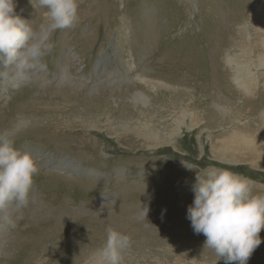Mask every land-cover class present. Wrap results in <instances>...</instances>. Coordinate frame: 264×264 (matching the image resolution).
<instances>
[{"label":"rangeland","instance_id":"rangeland-1","mask_svg":"<svg viewBox=\"0 0 264 264\" xmlns=\"http://www.w3.org/2000/svg\"><path fill=\"white\" fill-rule=\"evenodd\" d=\"M89 2L79 0L80 19L75 28L53 31L44 15L46 9L38 6V0H14L15 15L28 21L36 32L37 40L44 44L50 42L54 46L51 53L38 59V65H41L44 73L40 75L36 70H31L32 78L39 84L30 85V90L40 95L35 103L47 101L50 95L58 94L60 73L63 69L71 68L73 73L69 70L65 74L70 83L68 89L73 91L65 92L66 97L56 96L51 104L61 102L68 109L67 112L71 111L74 115L78 112L76 116H82L83 120H77L83 123L85 132L82 127L77 128L75 131L82 133L77 139L72 138L68 130L59 129L56 132L54 127L59 126L55 123L61 122L55 116L34 108L30 110L29 107L21 111L17 109V115L25 119L21 121L24 122L22 124L18 123V116H15L16 123L13 126L8 121L12 116L0 117V131H11L15 147L21 152L31 153L38 164L39 172L34 176L31 191L34 197L31 200L42 215L37 218L40 225L21 217L14 229L0 235V263L73 264V260L68 257L73 259L75 250H83L81 252L86 255L91 249L96 254L106 241L109 226L118 230L128 225L129 228L131 226L132 234H140V238H135V241L131 239L130 249L123 253V264H225L213 250L205 249V236L196 234L187 218V209L194 200L192 185L196 173L187 170L183 162L200 167L213 164L229 167L254 181V193L264 194V133L255 127L256 124L247 125L249 119L234 117L229 108L214 100L209 101L206 111L203 107L194 108L191 102H178L175 108L161 106L151 113L140 110L126 95V81L129 71L135 70V75L129 77L137 85L129 89L132 91L130 95L136 89H142L148 95L159 92L171 100L175 94L184 93L181 83L171 79L176 77L172 70L186 78H198L200 55L197 53L200 50L194 48L199 40L203 46L211 36L218 37V42L219 37L223 36V43L217 45H228L226 49L233 38L240 36L241 45L231 48L234 61L242 66H250V58L257 52L254 46L246 45L245 40L256 36L259 33L257 28L264 27L252 17L255 9L264 1ZM162 36L169 40L157 43L156 40ZM182 53L185 56H179ZM102 54H108V58L103 59ZM150 56L156 61L161 60L154 67L146 68V74L137 72L138 65ZM99 62L103 69L96 72ZM159 74H165L164 78L168 79H161L163 76ZM2 81L0 79L1 84ZM124 86L126 98L119 101L118 95L124 92H120V88ZM234 87L237 93L245 97L244 90ZM220 88L222 92L223 88L219 85ZM234 91L229 90L227 95H231V98ZM103 92L107 93V106L99 100ZM2 104L7 107L6 103ZM103 106L107 107V115L94 114L88 117L92 111ZM110 108L115 110L111 112L112 115L108 110ZM125 112L133 117L126 118L123 116ZM184 112L192 114L190 121L187 118L184 120ZM260 116L264 124V110ZM217 119H220L219 124L216 123ZM145 124H151L153 130L165 134L182 127V136L174 144L160 141L158 146L153 147L147 140L152 132L144 129ZM194 127L196 129L191 131ZM85 134L94 138L86 145L87 150L81 148L78 142V139L81 141L82 137H87ZM131 138L132 142L129 140ZM246 139L252 140L254 144H248ZM131 143V151H126L125 144ZM39 187L42 190H38ZM117 205L133 214L131 220L124 218L123 221V217L116 220L115 213L119 211ZM145 208L148 209L147 215L144 214ZM25 209L19 212L22 214ZM110 210L116 211L111 213ZM54 223H59L61 227ZM123 223H126L124 227ZM23 224L31 226L26 228ZM28 229L33 232L23 238L19 232L24 233ZM11 236H20L22 241L13 244L10 240L8 243ZM42 236L52 237L47 244L50 248L65 241L64 253L54 250L56 257L45 262L41 258L44 253L38 244ZM260 237L262 242L252 253L248 264H264V229ZM138 244H142L141 250L137 249ZM32 254L41 259L29 263L26 259H31ZM95 261L90 258L83 264H95Z\"/></svg>","mask_w":264,"mask_h":264},{"label":"clouds","instance_id":"clouds-1","mask_svg":"<svg viewBox=\"0 0 264 264\" xmlns=\"http://www.w3.org/2000/svg\"><path fill=\"white\" fill-rule=\"evenodd\" d=\"M38 4L46 9L53 31L73 29L79 22V0H38ZM53 47L37 40L28 21L15 15L14 0H0V79L28 81L34 63ZM183 164L196 173L187 218L194 232L205 236V249L213 250L225 264H248L262 242L264 194L254 193V181L229 167ZM38 172L33 155L15 147L14 134L0 131V230L17 226L21 217L14 213L28 206ZM106 231L95 264H123L131 237L111 226Z\"/></svg>","mask_w":264,"mask_h":264},{"label":"bare ground","instance_id":"bare-ground-1","mask_svg":"<svg viewBox=\"0 0 264 264\" xmlns=\"http://www.w3.org/2000/svg\"><path fill=\"white\" fill-rule=\"evenodd\" d=\"M89 3H91V0H90ZM209 3H210V0H209ZM252 4H253V2H252ZM218 12H220V11L218 10ZM209 17H210V15H209ZM252 17H254L255 20H257V21L261 22L262 24H264V2H263V4L259 8H256L255 9V11L252 13ZM209 28H208V30H209ZM257 29H258L259 33L256 36L249 37V38H247L245 40L246 45H248V46H254V50L257 52L256 54H254V56H252L253 58H250V61L252 62L250 66L247 65V64H244V66H242L241 64H238L236 61H234V57H233L231 48L237 47L238 45L239 46L241 45L242 38H240V36H236L235 38H233V41H232V43H230L229 48L226 49L228 45L220 46V44L223 43V38H224L223 36L219 37V42H218V39H217L218 37L216 38V37H212L210 35L211 36V38H209L210 40L207 39L204 42L203 46L200 44L201 40H199V42L196 43V46L194 48L196 50V47H197V49L200 50L199 52H198V50L196 51V53L198 52L197 55H200V57H199L200 64L197 63V66L200 65V73L198 74V76H199L198 78L197 77L186 78L185 76L179 75L178 72H176L175 70H172V71H174V75L176 77L175 78H171V79L174 80V81H176V83H181V86H183L184 93H181L180 95H176L175 94L171 98V100L166 99L159 92L154 93V94L151 93V95H148V94L145 93V91H142V89H139V90L136 89L135 92L133 91L134 94L133 95H130L131 94L130 92H132V91H130L129 89L131 87L134 88V86L137 85L129 77L131 74H134L135 75V73H134L135 70H130L129 71L130 73L128 74V79L126 81V86H128V89H126V93L127 94L125 93V87L126 86L121 87L120 88V92L123 91V90H124V92H122L120 95H118L119 96V101H123L126 98V95H127V97L130 98L131 103L136 108H137V105H138L139 108H140V110H144L146 112L151 113V112L157 111L161 106H166V107H169V108H175V106H176V104H178V102H181L183 104L184 103L191 102V104H192V106L194 108L201 109L203 107L204 108V111H206L208 109L209 104H210L209 101L210 100H214L215 102H220L225 107L229 108V111H230L231 115H234V117H238V118L241 117L243 119H249V122L247 123V125L253 126V124H256L255 127L258 130H260L261 132L264 133V124L261 121L262 118L260 116V112L262 110H264V27L257 28ZM213 32H214V30H213ZM189 38H191V37H188V39ZM165 40H169V39H167V37H163V38H158L156 41H157V43L160 44V43H163V41H165ZM150 42L152 44L153 43V39H151ZM217 43H220V44L217 45ZM224 43H226V40H225ZM155 44H156V42H155ZM158 47H159V45H157V49H158ZM170 53H173L174 54V52H170ZM102 55H103V57H102L103 59L104 58H108V54H102ZM179 56H185V54L182 53ZM162 59H165V58H162ZM160 60L161 59H159L158 61H156V59H154L152 56H150V58L149 59H146L144 63H141V64L138 65V68L136 69V71L139 72L140 74H146L145 73L146 68H150L151 66L154 67V64L158 63ZM223 61H224V64H223ZM71 63L72 62H70V64ZM224 65H225V67H227L226 69H225ZM32 69L34 71L36 70V72L40 73V75H42L44 73L43 72V68H41V65H38V60L34 63V67ZM102 69H103V65L101 64V62H99L97 64V66H96V72H99ZM69 70H70V72L72 71L71 68L68 69V70L67 69H63L61 71V73H60V81L58 82V88H57L58 89V94L50 95V98H48L47 101H44V102L41 101V102H39L40 104L39 103H35L36 99L40 95L37 96L38 94L36 93L35 90H30V89H32V88H30L31 87L30 85H32V84L39 85V84H37V81H35V79H33L34 77L32 78L31 74H30V79L28 81H20V80H12V79L2 81V84L0 83L2 85V87H3L2 88L1 85H0V88H2V90H0V117H6V116L7 117H10V116H12V118H10V120H8V121L10 123V126H13L14 123H16V118H18V123H21V121H23V119H24L23 116H18L17 115L18 114L17 113V109L18 108H19L20 111L21 110H24V108H27V107H29L30 110L32 108H34L35 110H42L41 113L48 112L49 115L55 116V118L57 120H59V122H61V124L55 123L56 125L59 126V128H55L53 126L54 129H56V132H59L60 131L59 129H61V130H68L67 133H69V135L72 138H76L77 139L78 138L77 136H79V134H82V133H78L77 131H75L77 128L82 127L83 132H85V130H84L85 127H84L83 123L80 120H77V119L83 120L82 119V116H76L78 114V112H76V115H74L73 112L71 113V111L70 112H67L68 109H66V106H64L63 104H60L61 102L60 103H53V104H51V102H53L54 100H56V96L59 95L60 97H63L66 94L65 92H67L68 90H70V92L73 91V89H68L70 83H69V81L67 79V76L65 74V73H68ZM71 73H73V72H71ZM165 74H159V75H162L163 76V78H161V79H163V80H167L168 79L167 77L164 78ZM154 76H157V75H154ZM71 77H70V79H71ZM14 85H18V87L14 88L13 87ZM219 85L223 88L222 92H220L221 91V88L219 89ZM234 85L237 86V87H239L240 89L244 90L245 97H243L240 93H237V90L235 89ZM140 86L143 87L142 85H139V87ZM233 89L235 91L233 92L232 97L230 98L229 96H231V95L228 96L227 93H228L229 90H233ZM75 90L77 91V89H75ZM71 94L73 95V93H71ZM106 94L107 93H104L103 92L102 96L99 98V100H101L103 103H105L107 101V98L105 97ZM205 94H207V95H205ZM166 97H167V95H166ZM25 98H27L26 101L24 100ZM29 99L31 100V102H30ZM234 101H237L236 104L233 103ZM3 102L7 104V107H4L3 106V104H2ZM104 105H106V103ZM40 106H42V107L40 108ZM106 108L107 107L103 106V107L99 108L96 111H92V113H90L88 117L93 116L94 114H96V115H98V114L107 115L108 112H107V109ZM119 109L120 108H118V110ZM108 110H109L110 113L113 112V111H115L113 108H110ZM126 111H128V109H126ZM65 112L67 114H64ZM125 113L123 114V116H125L126 118H132L133 117V115L128 114V113L125 114ZM111 115H112V113H111ZM15 116H18V117L15 118ZM184 116H185L184 117V120H185V118H187L188 121H190V119L192 117V114L187 113V112H184ZM37 117H39V116H37ZM219 120L220 119H217L216 120V123L217 124H219ZM46 121H48V120H46ZM22 123H24V122H22ZM91 124H92V122H91ZM86 127L88 128V126H86ZM144 129L147 132L148 131H151L152 132L151 133V136L148 137L147 140H148L149 144H152L153 145V147L158 146V143H160V141H164V142L166 141L169 144H174L175 141L182 136V127L174 128L173 129L174 131L172 130L173 132H170V133H167V134L162 133L161 131H158V130H153L151 124H147V125L145 124L144 125ZM193 129H196V128L195 127L194 128H191V131ZM63 134H64V131H63ZM86 136L87 137H85V138L82 137L81 141L78 139V142L81 143L80 144L81 145V148L87 150L88 147L86 145H89V142L90 141L92 142V140L94 138L93 137H90L89 135H86ZM129 140H131V142H132V138L129 139ZM246 142L248 144H250V145L254 144V142L252 140H250V139H246ZM125 145H126V149L125 150L126 151H131V149L133 147L132 146L133 144L131 143V144H125ZM93 149H94V147H93ZM46 156H48V155H46ZM38 190H42L41 187H39ZM33 197L34 196L30 193L29 202L31 203V205H28L26 207L24 213L21 214L20 213L21 210H20V212L17 213V215H19L20 217H23L24 220L25 219H29L30 222H33L36 225V224H39L38 219L42 215L40 214L41 211L40 210H37L38 207H36V204L34 203V201L31 200V199H33ZM116 208H119V211H117V213H115V215L117 216V219L116 220H118L120 217H123L121 220H123L124 218L125 219L128 218L129 220H131V217L133 215L132 213H130L129 211L123 210L122 207L121 206H118V205L116 206ZM114 209H115V207H114ZM114 211H116V210H110L111 213H113ZM63 216H64V214H63ZM42 219H43V217H42ZM47 220H48V217H47ZM18 221L20 222V219ZM48 221H50V220H48ZM58 224H55V225L58 226ZM125 224L126 223H123L122 224L123 227H124ZM20 225L22 226V224H20ZM129 225H131V224L129 223ZM28 226H31V225H29V224H27V225L23 224V227H26L27 228ZM59 226L61 227L60 224H59ZM127 226H125L124 228L118 229V231H120V232H122L124 234L129 235L131 237V239H133V241H135V238L139 237L140 234L138 236L133 235L132 232H131V229H130L131 226H130V228H129V226L128 227ZM43 228H46V227H43ZM6 231L8 232L9 230H0V235L7 233ZM32 232H33L32 230L28 229L24 233L23 232H19V233H21V236L24 238V237H26V234H29V233H32ZM47 233H46V235H47ZM13 235H15V234H13ZM50 235H51V233H50ZM42 237L43 238H41L38 241V244L40 245V247H41V249H42V251L44 253V254L41 255V258L44 259L45 262L46 261H51L50 258L56 257V255L54 253V250H55V252L56 251H60V252L64 253V251H65L64 249L65 248L63 246V243L65 241L64 242L62 241L59 245L53 246V248H50L49 245H47V244L49 242L48 239H51L52 237L51 238H48V237L47 238H44L45 236H42ZM0 239H1V237H0ZM10 240H11V243H13V244L16 243V242H21L22 241L20 239V236L18 238H14V237L11 236V238L8 239V243H9ZM5 244H6V242H5ZM141 245L142 244H138V246H139L137 248L138 250H141V247H140ZM81 251H83V250H75V255L72 256L73 259L68 257V259L73 260V262H71V263H73V264H81L82 263L83 264L85 260H88L90 258L91 259L93 258V259H96V260L98 259V255H97L98 253L95 254L94 252H92L91 249L89 250L90 252H88V254H86V255H84V253H82ZM10 255H11V253H10ZM41 258L38 257V256H36L35 254H32V258L29 259V260L28 259H26V260L29 263L30 262L32 263V261L34 259L37 260V259H41ZM63 261H65V260H63ZM63 261H62V263H63Z\"/></svg>","mask_w":264,"mask_h":264}]
</instances>
